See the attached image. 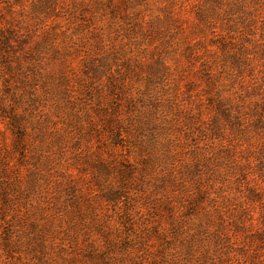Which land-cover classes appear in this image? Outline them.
Instances as JSON below:
<instances>
[{
  "label": "rangeland",
  "instance_id": "1",
  "mask_svg": "<svg viewBox=\"0 0 264 264\" xmlns=\"http://www.w3.org/2000/svg\"><path fill=\"white\" fill-rule=\"evenodd\" d=\"M125 1L57 0L48 13L34 7L40 0H0V34L12 31L14 45L42 43L34 55L41 77L25 65L24 87L5 75L25 93L17 110L42 129L34 137L29 127L9 179L26 188L34 170L40 186L25 202L11 197L6 217L23 236L37 221L44 254L22 258L0 231V264H242L243 248L264 246L253 235L261 204L247 199L256 175L237 169L255 162L245 160L234 128V116L253 106L243 97L252 77L236 67L262 68L264 14L252 31L248 15L244 23L233 13L209 28L195 23L203 0ZM222 1L218 12L231 2ZM168 2L172 24L163 23ZM221 38L235 47L220 50Z\"/></svg>",
  "mask_w": 264,
  "mask_h": 264
},
{
  "label": "trees",
  "instance_id": "2",
  "mask_svg": "<svg viewBox=\"0 0 264 264\" xmlns=\"http://www.w3.org/2000/svg\"><path fill=\"white\" fill-rule=\"evenodd\" d=\"M56 1L57 0H40L39 3L34 5V7H45L48 2H51L53 5H55ZM135 1L138 0L129 1L132 5L131 8H136ZM171 1L174 2L175 0ZM230 1V4H226V6L229 8L224 9L220 7L219 12V5L221 6L226 2L224 3L222 0L201 1L199 10L196 11V26L198 23H202L211 28L210 25L214 23V20L220 19L219 15L221 13H228V15L233 13L237 14L238 17H241V21L244 23L246 22V15H248L247 19H250L251 23L244 24V28L248 31H252V29L255 28L256 14L259 15L260 12L264 14V0ZM120 2H122L124 6L123 8L129 5V3H127L125 0H120ZM247 4H251L252 8H247ZM112 6L116 8L117 4L114 3L113 5V3H111V7ZM42 9L45 12L50 13L46 7ZM162 9L164 10L163 23H175L173 10H171V2H168L167 5L162 6ZM125 15H127L129 18V14ZM206 19H209V22L203 23ZM248 25H253L254 28H250ZM11 33L12 31L9 30V34ZM161 33L162 32L154 34V37L155 35H159ZM9 34H6V31L0 34V79L3 77L2 79L4 82L3 87L0 89V111L4 114L0 117H2V119L5 118V129L0 130V190L2 201L0 204V228L2 230L0 231L3 233L1 243L5 248H15L11 250V252L19 253L22 258L25 255H31L37 260L42 261L44 258L42 250L43 239L38 232L42 231V229L39 227L37 221L33 220L28 222L26 230H29L28 232L32 234L26 233L25 236H23L24 232L15 231L14 224L11 223L12 221H8L6 217V212H8L9 208L16 204V202L13 201L11 197L25 202L27 201L26 198H23L25 197V194L29 192V190L40 186V182L36 178V172L34 170L30 171L27 176L25 184L26 188L19 184V180L17 183H11L9 182V179L11 178L12 174H15V172L18 173V166L21 164V161H19V164H16L14 167L10 164V160L17 154H20L19 158L21 159L25 156L28 150V147L26 146V140L27 136H29V127L31 129H38V132L34 133V137H41L42 129L35 124L33 119H30L29 116H26L25 108H23L24 111L22 112L17 110L19 105L23 106L25 93H21L19 86L12 88L8 77L5 76L8 75L12 78L15 77L19 85L24 87V83L27 80L23 70L21 71V67L25 65L29 71L34 74H39L41 77L42 74L40 70L42 66L37 64L34 55L38 51L42 50V43L38 42L32 47H28L25 45L24 40H21L17 41L14 45L10 42L11 36H9ZM144 34H146V32H144ZM44 38H50V35H46ZM230 45H232L233 48L235 47L232 42H229L228 39L225 38H221V40H219L216 44V46L223 51H226L227 48L230 49ZM239 52H241V50H239ZM242 53L243 52H241V54ZM259 53L260 55L264 56V47L262 44H260ZM135 62H139V65L141 66L139 60ZM244 63L245 68H241L242 66L239 65L236 68L240 69V71H242V69H247L252 77L253 82H251L249 89H247V92L243 94V97L245 96L253 99V106L250 108L249 116H234L237 120L235 122L237 126H234V128L236 131V141L239 142L237 144L240 146L246 145L244 151L248 149L246 154L243 155L245 156V160L250 163L253 160L255 163L254 165H248L246 163L241 165L238 164L237 169L242 178H247L249 173H254L256 175V177H254L255 183L252 185V188H249L247 193V199L251 201H257L261 204L259 217L256 218L258 219V223L261 226L253 235L254 238L258 240V242L264 243V62H260V66H262V68H259L256 73L254 64L246 63L245 61ZM92 69L94 68L92 67ZM133 73L139 74L138 71H134ZM153 73L157 74L159 73V70L156 69L155 71L154 68ZM45 75L46 77L42 81L43 86L47 87L49 86L48 79L51 74ZM64 80L65 77H62L61 81ZM115 84L114 82H109L110 88L113 89ZM67 98L68 95L65 99ZM256 144H259V146H257V149L253 152H251V149L247 147ZM43 162H46V160ZM7 182L9 183L7 184ZM30 182L34 183L31 184ZM19 235L20 237L17 238ZM18 245H22V248H18ZM258 249L259 251L255 248V250L249 252L248 249L243 248V253L247 254V257L243 258L242 264H248L249 260L252 261V264H264V246ZM222 253L223 255L227 256L225 252ZM226 261H229V259Z\"/></svg>",
  "mask_w": 264,
  "mask_h": 264
}]
</instances>
